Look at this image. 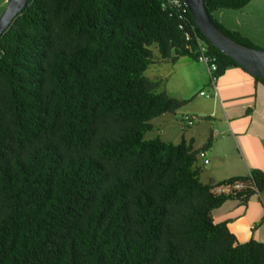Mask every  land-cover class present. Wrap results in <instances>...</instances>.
I'll return each mask as SVG.
<instances>
[{"label":"trees","instance_id":"16d2710c","mask_svg":"<svg viewBox=\"0 0 264 264\" xmlns=\"http://www.w3.org/2000/svg\"><path fill=\"white\" fill-rule=\"evenodd\" d=\"M179 1L31 0L0 37V264H264V243L213 218L263 194L264 173L204 183L212 139L145 140L189 103L145 77L155 57L201 64L202 42L217 82L236 68L264 86ZM251 1L204 4L229 38L262 50L214 17Z\"/></svg>","mask_w":264,"mask_h":264},{"label":"crops","instance_id":"0c3cea01","mask_svg":"<svg viewBox=\"0 0 264 264\" xmlns=\"http://www.w3.org/2000/svg\"><path fill=\"white\" fill-rule=\"evenodd\" d=\"M187 64L191 65L188 77H197V81L199 77L200 85L212 89L208 78L199 76L197 68ZM216 88L211 90L212 95L199 93L206 99L203 111L183 115L184 127L188 116L194 124L184 129L189 131L181 133L178 142L185 140L198 150L212 139V147L206 151L210 163L201 175L204 183L216 184L252 171L264 173V86L241 70L231 68L219 78ZM215 127L218 130L213 131ZM213 218L216 222L230 220L229 231L239 243L252 238L264 243V193L253 197L247 205L229 201L213 212Z\"/></svg>","mask_w":264,"mask_h":264},{"label":"rangeland","instance_id":"374dc122","mask_svg":"<svg viewBox=\"0 0 264 264\" xmlns=\"http://www.w3.org/2000/svg\"><path fill=\"white\" fill-rule=\"evenodd\" d=\"M8 1L0 0V16L5 11ZM215 19L225 28L238 32L245 38L252 40L256 45L264 51V0H252L251 3L242 10H225L214 14ZM155 56L158 55L157 50L153 48ZM155 63L151 65L145 73V77L152 81H162L163 86L158 92H166L171 98L185 99L188 105L185 106L176 115L167 114L166 117H159L151 121L153 125L152 131L148 132L145 140L161 139L178 143L181 133L184 130L182 123L183 115L191 114L192 111H203L206 106V99L200 96V92L206 95H212V89L200 85L199 77L189 78L188 73L191 65L197 68L199 76L205 75L210 83L207 67L202 64L196 65L189 58H183L177 64L164 62L158 63L156 57ZM218 130L216 127L213 131ZM261 227L262 224H258Z\"/></svg>","mask_w":264,"mask_h":264},{"label":"water","instance_id":"95a60500","mask_svg":"<svg viewBox=\"0 0 264 264\" xmlns=\"http://www.w3.org/2000/svg\"><path fill=\"white\" fill-rule=\"evenodd\" d=\"M31 0H9L0 16V37L26 8ZM196 25L209 42L225 56L233 59L245 71L264 81V51L248 48L229 38L216 25L207 11L204 0H182Z\"/></svg>","mask_w":264,"mask_h":264},{"label":"built area","instance_id":"2783aa9c","mask_svg":"<svg viewBox=\"0 0 264 264\" xmlns=\"http://www.w3.org/2000/svg\"><path fill=\"white\" fill-rule=\"evenodd\" d=\"M169 1L175 7H177V8L181 7V1H179V0H169ZM199 45H200L199 62L207 67L208 75L210 77L211 87L214 91H216L217 90V88H216V82H217L216 72L218 70L217 61L215 58H209L207 56V47L202 42H200ZM201 95L204 96L203 93ZM189 125H193L192 122ZM201 156L204 157L205 155L202 154ZM206 164H209V162L206 161ZM235 188L241 189L242 185H237ZM253 229H254V227H253Z\"/></svg>","mask_w":264,"mask_h":264}]
</instances>
